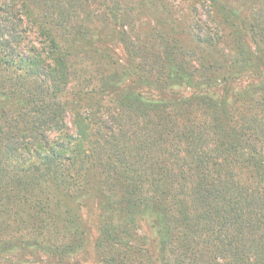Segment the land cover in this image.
Listing matches in <instances>:
<instances>
[{
    "label": "trees",
    "instance_id": "1",
    "mask_svg": "<svg viewBox=\"0 0 264 264\" xmlns=\"http://www.w3.org/2000/svg\"><path fill=\"white\" fill-rule=\"evenodd\" d=\"M180 3L0 0V264H264V0Z\"/></svg>",
    "mask_w": 264,
    "mask_h": 264
},
{
    "label": "rangeland",
    "instance_id": "2",
    "mask_svg": "<svg viewBox=\"0 0 264 264\" xmlns=\"http://www.w3.org/2000/svg\"><path fill=\"white\" fill-rule=\"evenodd\" d=\"M169 2H173L175 5L178 4V6L181 7V0H168ZM249 1V0H247ZM151 12L150 11H147V16L145 19H147V21L149 20V22L152 21V18H151ZM144 19V20H145ZM153 23V22H151ZM116 54L117 56L121 59V58H124V52L122 50V48L120 46H117V49H116ZM68 122H69V125L71 126V121H70V118H68ZM84 217H86L87 219H89V223L91 225V230H92V234H91V242L94 241V238L96 237V212L94 209H90L89 211H85L84 213ZM92 245V243H91ZM92 248V247H91ZM92 251V249H90V252Z\"/></svg>",
    "mask_w": 264,
    "mask_h": 264
}]
</instances>
